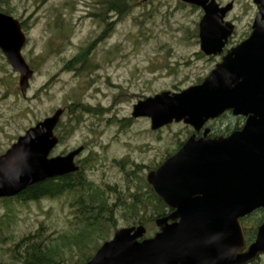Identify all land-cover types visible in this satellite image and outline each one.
Here are the masks:
<instances>
[{
    "label": "rangeland",
    "instance_id": "rangeland-1",
    "mask_svg": "<svg viewBox=\"0 0 264 264\" xmlns=\"http://www.w3.org/2000/svg\"><path fill=\"white\" fill-rule=\"evenodd\" d=\"M102 1L10 0L11 15L24 23L27 43L21 53L34 74L21 97L18 75L0 52V155L29 127L64 108L55 130L61 140L50 156L82 147L76 160L82 161L86 178L101 188L115 186L125 198L128 190L144 189L141 179L149 171L145 167L161 163L192 133L182 123L151 131L148 119L131 118L133 105L161 92L187 89L216 64L199 50L198 8L182 7L180 0H128L118 15L105 11ZM233 1L231 16L241 35L248 31L253 4ZM79 57L86 63L84 70L76 64ZM73 104L75 111L69 108ZM80 106L91 111H81ZM225 122L216 121L213 127L222 130ZM74 216L67 195L38 202L0 201V264H19L10 250L40 226L51 238L75 240L73 235L83 229ZM262 219L258 213L245 221L246 232L255 231ZM114 220L113 228L90 231L89 240L77 239L79 247L60 253L59 264H74L93 254L101 238H111L130 225L132 217L117 207ZM146 229V236H151L154 224ZM253 264H264V256Z\"/></svg>",
    "mask_w": 264,
    "mask_h": 264
},
{
    "label": "water",
    "instance_id": "water-1",
    "mask_svg": "<svg viewBox=\"0 0 264 264\" xmlns=\"http://www.w3.org/2000/svg\"><path fill=\"white\" fill-rule=\"evenodd\" d=\"M203 10L198 23L199 49L219 53L232 25L223 23L228 4L180 0ZM257 13L248 39L233 48L198 84L177 93L161 92L138 101L131 118H146L150 130L172 123L192 134L156 169L146 183L171 211L156 218L158 229L144 238L141 225L114 232L84 264H249L264 254V221L245 247L240 220L264 210V0H253ZM26 37L20 22L0 12V51L25 97L33 71L21 54ZM246 118L240 131L208 138L203 127L223 113ZM63 109L29 127L0 156V199L15 197L48 179L78 171L82 147L50 157ZM197 138L196 134L200 131Z\"/></svg>",
    "mask_w": 264,
    "mask_h": 264
},
{
    "label": "trees",
    "instance_id": "trees-1",
    "mask_svg": "<svg viewBox=\"0 0 264 264\" xmlns=\"http://www.w3.org/2000/svg\"><path fill=\"white\" fill-rule=\"evenodd\" d=\"M125 2L128 3V0H110L107 8H109L111 12L119 15L123 13L125 6L127 5ZM9 3L10 0H0V11L11 15L12 8ZM99 20L103 21L104 18ZM21 25L23 26L24 23L21 22ZM76 59V64H82L80 70H84L86 68V63L83 64L84 61L81 58ZM201 81L202 80H199L196 84ZM76 107L77 105L73 104L69 108L71 111H75ZM80 109L85 112L91 111V108L88 106H80ZM225 119H227L228 122H225L222 130L221 127H213V124L216 121H224ZM237 119L238 118H236V123L234 124V122H232L233 119L231 113H224L221 117H219V119L209 123V137L220 135L225 136V134H229L236 126ZM180 145L181 143L178 146ZM173 152L167 154L161 163ZM77 163L79 165V170L77 172L36 184L25 190L19 197L16 198V200L20 203L38 202L41 199H54L67 195L70 197V205L74 210L77 224L81 225L83 231L79 234L73 235V239L75 240H69L72 236L68 237L63 235L57 238H51L50 236L43 234L44 228L40 226L34 234L24 236L14 243L10 252L11 257L15 262L19 264H59L60 253L66 249H72V247L78 246L77 239L85 237L89 240V236L91 235L90 231L101 232V230L106 228V226H111L113 228L115 221L114 209L117 207H123L128 211L129 216L132 217L131 224L127 226L140 224L144 227H149L150 225L151 228L155 218L162 217L167 214L166 206L154 194L144 179H141L144 189H140L139 191L128 190L127 196L124 198L115 186H104L101 188L89 181L85 176V170L83 164H81L82 161H78ZM159 164L150 168H145L152 170ZM118 165H120V163H118ZM136 167L139 170V166ZM147 212L148 214H146ZM258 213H261L263 217V219L259 222L261 223L264 220V210H257L253 212L251 215L245 217L242 222L244 223ZM142 214H144V216H142ZM253 236V232L251 234L246 232L247 242H250L253 239ZM101 237L103 236L101 235ZM107 239H109L107 236L101 238L103 242ZM99 246L100 245L96 246L94 252ZM92 255L93 254L84 256L74 264H82L89 260Z\"/></svg>",
    "mask_w": 264,
    "mask_h": 264
},
{
    "label": "flooded vegetation",
    "instance_id": "flooded-vegetation-1",
    "mask_svg": "<svg viewBox=\"0 0 264 264\" xmlns=\"http://www.w3.org/2000/svg\"><path fill=\"white\" fill-rule=\"evenodd\" d=\"M148 1V0H147ZM215 1V3L220 7V8H222V7H224V6H226V5H228V4H230L231 5V9L227 12V13H225V15H224V18H223V23H230L231 25H232V32H231V34H230V36L229 37H227V39L225 40V41H223V46H222V48H221V50H220V52L219 53H216L215 55H211V56H205L203 53H201L205 58H207V59H210V60H213V61H215V64H217V63H219V62H221L222 61V59L233 49V48H235V47H237V46H239L242 42H244V41H246L247 39H248V37L251 35V33H252V24H253V21H254V19H255V16H256V13H257V6L253 3V0H251L252 1V4H253V17L250 19V23H248V25H249V27H248V31L247 32H245L244 34H241V35H237V30H236V20H235V17H233L234 15H232L231 16V14H232V12H233V8H234V1L233 0H230L229 2H227V3H221V1L220 0H214ZM109 2H110V0H103L102 2H101V5L102 4H104L105 6H103L104 7V9H105V11H110V9L109 8H107V6H108V4H109ZM146 2V1H145ZM181 2V1H180ZM180 6H185V4H183L182 2L180 3ZM200 11H201V13H202V15H203V10L202 9H200V8H198ZM111 12V11H110ZM261 25H262V27L264 28V21H262V23H261ZM198 44H199V42H198ZM65 112V111H64ZM235 118H240L239 119V121L237 122V124H236V126L234 127V129L232 130V131H230V133L229 134H231L232 132H236V131H240L242 128H243V126H244V124H245V121H246V119L245 118H243V117H235ZM229 134H225V136H223V137H226V136H228ZM220 136H222V135H220ZM241 227H242V230H243V235H244V239H245V241H246V228L243 226V224H241ZM255 231H256V228H255ZM253 234H254V237H253V239L251 240V241H253L254 240V238H255V235H256V232L254 233V231H253ZM250 241V242H251ZM246 244H247V242H246ZM264 256V255H263ZM260 258V257H259Z\"/></svg>",
    "mask_w": 264,
    "mask_h": 264
}]
</instances>
